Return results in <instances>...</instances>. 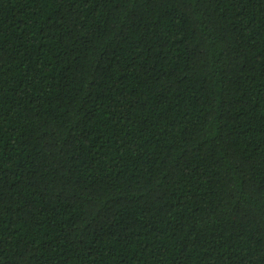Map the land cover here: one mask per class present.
<instances>
[{
	"label": "trees",
	"instance_id": "1",
	"mask_svg": "<svg viewBox=\"0 0 264 264\" xmlns=\"http://www.w3.org/2000/svg\"><path fill=\"white\" fill-rule=\"evenodd\" d=\"M0 264H264V0H0Z\"/></svg>",
	"mask_w": 264,
	"mask_h": 264
}]
</instances>
